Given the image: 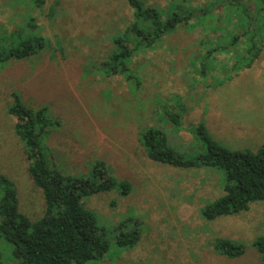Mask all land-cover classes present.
Masks as SVG:
<instances>
[{"label": "rangeland", "instance_id": "obj_1", "mask_svg": "<svg viewBox=\"0 0 264 264\" xmlns=\"http://www.w3.org/2000/svg\"><path fill=\"white\" fill-rule=\"evenodd\" d=\"M165 10L176 0H143ZM0 0V35L21 27L30 16L45 49L35 59L0 66V175L16 186L20 211L31 219L44 213L41 192L27 173L23 145L7 113L10 93L17 91L29 107H46L56 125L46 140L56 162L69 175L88 174L103 162L118 189L82 199L98 224L107 229L109 251L85 264H261L251 247L264 235V202L247 212L212 222L203 208L222 195L224 172L182 169L150 161L140 143L146 129L162 131L171 147L185 158L200 155L208 135L232 151L257 152L264 145V43L251 63L242 46L237 50H203L219 42L221 33L179 28L152 50L132 59L138 86L104 71L111 38L132 18L126 0ZM205 0H195V5ZM188 28V27H186ZM264 39V38H263ZM242 52V53H241ZM176 115L179 126L169 117ZM126 231L137 220L141 237L135 247L119 250L118 226ZM215 238L247 246L243 257L229 260L213 250ZM0 241V262L15 264Z\"/></svg>", "mask_w": 264, "mask_h": 264}, {"label": "trees", "instance_id": "obj_2", "mask_svg": "<svg viewBox=\"0 0 264 264\" xmlns=\"http://www.w3.org/2000/svg\"><path fill=\"white\" fill-rule=\"evenodd\" d=\"M36 8L45 0H32ZM132 18L123 31L111 38V49L102 63L105 73L119 76L128 84L138 86L140 80L131 68L134 56L143 50H152L164 36L185 27L202 28L220 32L219 42L209 40L200 44L203 50H237L242 46L243 55H250L251 63L258 56L264 43V0H205L195 5V0H176L165 10L149 6L143 0H126ZM56 5V0L54 2ZM18 29L0 35V66L28 62L45 49L44 37L36 34L34 20ZM188 27V28H186ZM11 103L7 113L13 117L14 134L23 145L28 160L27 173L34 186L41 192L43 215L34 220L19 209L17 189L13 181L0 175V241L9 250L15 264H85L109 251L105 241L106 228L98 224L96 215L82 202L118 189L125 196L130 185L116 181L111 170L100 161L92 164L88 174L69 175L56 162L55 152L47 144L54 123L46 107L27 106L17 91L10 93ZM179 126L176 115L169 117ZM196 134L205 150L187 159L168 143L166 135L158 129H146L140 143L147 158L158 164L182 169H214L224 172L222 195L201 211L207 222L233 217L247 212L252 203L264 202V145L255 153L232 151L214 141L203 126ZM131 220L117 229L116 248L129 250L137 245L141 228L137 220L126 231ZM214 252L225 259L234 260L245 255L247 246L215 238ZM264 264V235L251 244ZM0 264H4L0 262Z\"/></svg>", "mask_w": 264, "mask_h": 264}]
</instances>
